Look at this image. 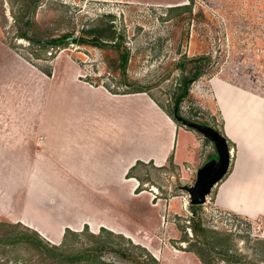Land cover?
Masks as SVG:
<instances>
[{
  "label": "rangeland",
  "instance_id": "rangeland-1",
  "mask_svg": "<svg viewBox=\"0 0 264 264\" xmlns=\"http://www.w3.org/2000/svg\"><path fill=\"white\" fill-rule=\"evenodd\" d=\"M30 1L0 0V66H31L43 79L57 82L58 90H69L79 99L87 95L71 86L75 82L113 95L133 87L146 90L135 93L139 100L137 119L133 114L130 120L124 113L121 121L122 128L137 127L139 150L150 151L153 149L150 143L156 147L161 141L160 133L155 131L158 123L145 113L144 102L150 99L160 110L159 105L171 114L175 112L174 99L179 94L182 76L180 66L175 64L183 55L209 56L211 62L208 73L190 85L176 115L185 122L221 132L223 121L215 92L222 106L224 99L231 102L230 106H225L229 110L224 115L226 123L237 126L239 118L230 111L244 109L260 124L261 132L264 130V99L252 96H264V0H188L185 6L189 5L190 9L186 11H170L162 5L133 6L127 0H39L34 12L28 14L35 22L34 35L49 39L69 34L86 40L97 36L107 46L99 48L77 43L45 53H40L38 46L17 38L19 26L15 19L22 16L24 6ZM91 31L93 33H89ZM114 44L118 46L114 48ZM123 52L128 54L124 67L119 58ZM186 67L191 70L194 66ZM88 94L93 102L100 100L101 95L96 92ZM71 96H67L68 100ZM91 109L95 114L101 110L97 104ZM171 122L181 132L190 131L183 124ZM228 130L233 134L230 125ZM193 132L197 135L192 139V146L183 151V144L176 147L174 142L175 150L163 168H156L152 163L137 164L129 176L135 177L139 185L130 198L123 197L121 201L112 196L103 198L83 185L74 184L82 197L72 199L78 207L72 215L57 197L70 193L65 184L46 182L39 192L41 207L30 208L32 211L26 215L15 209L10 216H1L0 222L18 224V230H22L27 227L17 219L26 216L25 222H38L42 226L36 232L46 242L61 246L66 230L57 229L55 222L60 219H76L82 214L96 222L106 221L118 230V233L106 230L114 236L104 234L100 240H95L90 233L97 235L101 229L91 231L85 226L74 231L82 232L79 237L68 238L73 251L95 246L97 241L104 242L108 248L101 255L104 264H136L122 259L117 252L129 248L133 255H143L142 250L130 248L132 245L143 248L159 264H202L193 253L185 251L188 244L182 242L183 239L197 240L201 248L209 243V255L203 252L204 259L211 264H264V153H258L261 158L254 166L242 159L234 178L226 186L229 190L221 195V200L229 196L233 204H242L248 212H261L241 215L216 206L218 186L212 189L205 204L192 206L187 188L194 185L198 170L210 163L216 166L218 162L215 145ZM259 135L260 140L250 136L251 142L260 143L264 151V131ZM246 138L247 134L236 141L237 154L235 145L228 143L231 149L229 172L235 155L245 153L240 145H245ZM6 230L2 228L0 233ZM50 237L57 239L52 241ZM0 264L50 263L38 249L23 245L0 246Z\"/></svg>",
  "mask_w": 264,
  "mask_h": 264
},
{
  "label": "crops",
  "instance_id": "crops-1",
  "mask_svg": "<svg viewBox=\"0 0 264 264\" xmlns=\"http://www.w3.org/2000/svg\"><path fill=\"white\" fill-rule=\"evenodd\" d=\"M127 1L133 6L162 5L170 9L185 6L188 0ZM71 86L77 87L81 93H86L87 97L81 95L79 99L69 90H58L57 82L48 78L43 79L42 74L31 66H0V217L10 216L15 209L20 210L19 214L26 215L28 211H32L30 208L41 207L39 192L42 191V184L46 182L65 184V189L70 193L57 197L61 206L69 209L72 215L76 214L75 211L78 209L72 199L82 197L74 184L85 186L92 191L91 193H98L95 196L103 198L112 196L120 201L123 197L130 198L139 184L135 177L129 174L138 163L144 165L152 163L156 168H163L175 150L174 142L176 147L183 144L181 150L185 151L192 146V139H196L197 134L193 130L181 132L153 101L147 99L144 102V111L153 116L155 123H158L155 131L160 133L161 141L156 147L150 143V147L153 148L150 151L139 150L137 127L135 126V129L133 126L121 127L124 113L130 120L133 114L135 120L137 119L139 102L137 94L113 95L104 89L95 90L79 82ZM227 86L237 89L229 84ZM91 91L101 95L98 102H93L88 97V92ZM69 94L72 95L71 100L67 98ZM141 95L144 97V94ZM252 96L264 99L260 94ZM214 97L222 115L221 132L235 145L236 154L239 153L236 141L242 140L246 134L248 137L246 142H243L245 145H240L245 153L235 155L231 171L218 185L215 205L234 214L261 212L260 210L248 212L242 204H233L229 196L221 200V195L229 190L226 186L234 178L242 159L246 160L249 166H254L261 158L258 153L264 151L260 149V143L251 142L250 136L258 137L260 140L259 133L264 130L261 132L260 124L244 109L241 112L230 111L239 118L237 126L236 123L235 126L226 123L224 115L229 110L228 108L226 110L225 106H230L231 102L224 99L222 106L215 92ZM64 98H67L66 101H63ZM96 104L101 109L98 114L91 109ZM262 113L264 119V108ZM228 119L229 117L227 121ZM228 125L233 134L229 133ZM16 200L21 202L16 204ZM56 209V213H59L58 206ZM26 218L28 217L19 216L17 221L34 231L42 227L38 222H25ZM55 223L57 229L63 231H78L87 226L91 231L105 229L118 233L110 223L96 222L92 217L82 214L76 219L65 221L60 219ZM56 239L51 238L52 241Z\"/></svg>",
  "mask_w": 264,
  "mask_h": 264
},
{
  "label": "trees",
  "instance_id": "trees-1",
  "mask_svg": "<svg viewBox=\"0 0 264 264\" xmlns=\"http://www.w3.org/2000/svg\"><path fill=\"white\" fill-rule=\"evenodd\" d=\"M38 2L39 0H31L28 5L24 6L25 8L23 9L22 16H19L17 19H15V24L19 26V32L17 34L18 39H23L31 43L32 45L38 46V51L40 53H45L49 49H52V51H54L58 48H66L69 44L77 43L99 48L107 47L106 44L99 41L97 36L96 38H92L91 40H86L85 38H73L69 34L49 39L43 38L41 35H34L32 30L35 27V22L33 17L28 16V14H32L34 12ZM189 9L190 7L188 5L170 8L169 10L186 11ZM89 33L93 32L91 31ZM114 45V48L118 46V44ZM127 56L128 54L123 52L119 57L121 59L120 64L122 67H124L127 62ZM210 62L211 58L209 56L199 55L189 58L183 55L175 64L176 66H180L182 72L181 80L179 83V94L174 99L175 112L171 114L159 105V107L167 114L168 117L171 118L173 122L182 124L183 120L178 115H176V110L178 109V106L183 101V99L188 95L190 85L208 73V66H210ZM191 64L194 67L191 68V70H187L186 66H189ZM130 89L131 90L123 93L114 94L127 95L146 92V90L138 87H133ZM2 228H7V230L4 231L3 234L0 233V246L15 248L17 246L19 247L26 245L27 247H35L40 251L43 257H45V260L50 264H104V262L101 260V255L106 249H108L105 246L104 242L97 241V244L95 246L85 247L76 251L70 249L68 238H77L82 232L79 233L66 230L63 235L61 246H57L46 242L36 231L30 230L29 228L18 230V224L0 222V232H2ZM86 231L87 228H85V232ZM192 231L194 236L197 237V231L194 227L192 228ZM202 232L206 231L202 230ZM104 234L107 237L114 236L111 232L104 229H101L99 234L97 235L90 233L89 236L91 238H94L95 240H100L102 238V235ZM182 242L188 244L185 248V251L193 253L202 264H211L210 261L204 259L203 252L205 251V253L209 255V251L211 249L209 243L206 244V248H201L197 240L190 241L188 239H183ZM130 248L142 250L143 255H133L129 248H121L117 250V252L120 254L122 259H126L136 264H159V262L154 257L145 252V250L143 248H140L138 245H132Z\"/></svg>",
  "mask_w": 264,
  "mask_h": 264
},
{
  "label": "water",
  "instance_id": "water-1",
  "mask_svg": "<svg viewBox=\"0 0 264 264\" xmlns=\"http://www.w3.org/2000/svg\"><path fill=\"white\" fill-rule=\"evenodd\" d=\"M182 124L184 127L198 132L204 139L212 142L216 147L218 155V162H216L214 170L211 169L214 163L202 167L197 173L194 185L187 188L189 203L192 206H200L206 203L207 197L212 189L218 186L228 176L231 166V149L223 133L202 128L195 124L185 122L184 120Z\"/></svg>",
  "mask_w": 264,
  "mask_h": 264
},
{
  "label": "flooded vegetation",
  "instance_id": "flooded-vegetation-1",
  "mask_svg": "<svg viewBox=\"0 0 264 264\" xmlns=\"http://www.w3.org/2000/svg\"><path fill=\"white\" fill-rule=\"evenodd\" d=\"M214 167H215V166H213V165H212V166H211V169H213V170H214ZM198 171H199V170H198ZM197 173H198V172H197ZM196 178H197V176H196Z\"/></svg>",
  "mask_w": 264,
  "mask_h": 264
}]
</instances>
